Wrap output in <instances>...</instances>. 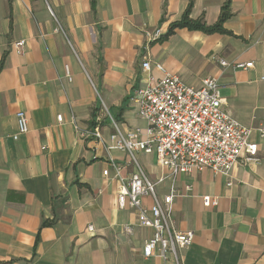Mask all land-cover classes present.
I'll return each instance as SVG.
<instances>
[{"label": "crops", "instance_id": "1", "mask_svg": "<svg viewBox=\"0 0 264 264\" xmlns=\"http://www.w3.org/2000/svg\"><path fill=\"white\" fill-rule=\"evenodd\" d=\"M188 1L0 0V264H174L143 258L151 230L137 226L135 211L118 207L120 183L109 163L125 180L136 170L129 155L111 149V120L144 134L132 96L145 60L155 78L156 63L188 86L214 78L223 109L258 144L259 162L241 158L229 177L204 170L173 182L154 154L135 153L148 179L162 180L159 199L175 191L174 224L193 234L179 251L181 264H264V0H230L224 28L232 36L180 29L147 40L155 30L163 37ZM225 1L194 0L190 16L212 25ZM218 60L253 68H223ZM20 111L29 131L13 140ZM72 118L80 129L98 124L101 140L81 139ZM203 196L217 205L203 207ZM143 203L149 208L152 200Z\"/></svg>", "mask_w": 264, "mask_h": 264}, {"label": "built area", "instance_id": "2", "mask_svg": "<svg viewBox=\"0 0 264 264\" xmlns=\"http://www.w3.org/2000/svg\"><path fill=\"white\" fill-rule=\"evenodd\" d=\"M145 36L152 42L161 37V32H146ZM14 47L18 54H22L24 41L16 42ZM217 62L223 68L231 67L234 70L253 68L252 62ZM153 69L161 74L160 78L151 74L152 67L148 60L142 63L146 76L132 96L138 117L146 123L144 134L140 136L138 130L123 132L111 120V149L129 155L136 170L125 180L120 177L119 166L112 160L109 163L114 171V178L120 183L118 207H128L135 211L137 226L151 230L149 239L142 247L143 258L157 256L164 262L172 260L174 264H181L179 251L189 248L193 234L190 231H179L174 224L172 205L175 191L172 190L159 199L156 195V185L162 180L152 183L135 162V153L154 154L158 166L168 170V178L173 182L181 174L204 170L214 175L229 177L241 158L246 164L259 162L256 156L258 144L249 141L252 131L250 128L242 126L225 112L224 100L214 78H205L198 87H192L186 85L178 76L169 74L159 63L154 64ZM66 75L70 79L68 74ZM261 80L264 81V77ZM56 120L61 123L62 116H57ZM70 123L81 139L98 142L101 140L98 124L80 129L74 118ZM16 124L17 132L12 137L13 140L29 131L28 118L24 112H17ZM258 132L259 137L264 140V124ZM108 172V169L104 170L103 176H107ZM186 189L189 190L190 187ZM146 198L152 200L149 208L143 203ZM202 204L205 208L215 207L217 199L203 196ZM87 230L92 232V226H88ZM123 230L130 233L131 227L125 226Z\"/></svg>", "mask_w": 264, "mask_h": 264}, {"label": "trees", "instance_id": "3", "mask_svg": "<svg viewBox=\"0 0 264 264\" xmlns=\"http://www.w3.org/2000/svg\"><path fill=\"white\" fill-rule=\"evenodd\" d=\"M194 0H189L185 11L178 21L172 22L167 28V32L163 37L158 38V41H164L169 36L173 35L176 30L186 29L188 31H198L206 35L219 34L232 36V33L224 28L225 22L231 17L230 0H226L220 8V13L217 21L212 25H207L201 18L192 19L191 9ZM155 40V41H157ZM3 60L0 62V71L2 69ZM45 224H43L44 226Z\"/></svg>", "mask_w": 264, "mask_h": 264}]
</instances>
